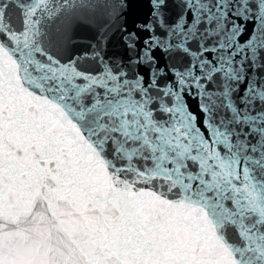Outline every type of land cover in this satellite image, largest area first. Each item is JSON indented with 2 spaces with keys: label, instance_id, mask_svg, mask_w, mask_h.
<instances>
[{
  "label": "snow or ice",
  "instance_id": "obj_1",
  "mask_svg": "<svg viewBox=\"0 0 264 264\" xmlns=\"http://www.w3.org/2000/svg\"><path fill=\"white\" fill-rule=\"evenodd\" d=\"M171 2L0 0V264H264V0Z\"/></svg>",
  "mask_w": 264,
  "mask_h": 264
},
{
  "label": "water",
  "instance_id": "obj_2",
  "mask_svg": "<svg viewBox=\"0 0 264 264\" xmlns=\"http://www.w3.org/2000/svg\"><path fill=\"white\" fill-rule=\"evenodd\" d=\"M115 2V0H114ZM127 5L123 13L119 16V19L114 23L111 31L108 33L110 39L106 48V56L112 58H124L127 60L129 55H135L134 53H129L126 47L125 37L127 31L135 30L138 25L143 24L150 20L151 8L149 7V0H124ZM178 9L175 7V2L170 3L169 15L171 19H174ZM141 38V43L143 39L147 38L148 33H139ZM79 39L73 41L69 45L67 51L69 54L73 52L77 55L85 51H90L89 49V36L90 33L83 31L78 33ZM165 61L168 63H173V61H168L167 57H163L161 63ZM193 111H196V101H189Z\"/></svg>",
  "mask_w": 264,
  "mask_h": 264
}]
</instances>
